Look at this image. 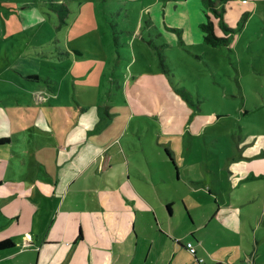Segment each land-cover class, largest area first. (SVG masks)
Instances as JSON below:
<instances>
[{"label": "rangeland", "instance_id": "374dc122", "mask_svg": "<svg viewBox=\"0 0 264 264\" xmlns=\"http://www.w3.org/2000/svg\"><path fill=\"white\" fill-rule=\"evenodd\" d=\"M230 1L225 8L236 33L230 45L212 47L188 44L184 31L187 16L205 9L203 0H0V129L10 139L0 147L5 186L31 196L42 185L50 188L43 159L55 154L53 145L65 123L78 120L81 105L110 118L90 139L103 148L117 141L109 150L119 159L117 170L120 164L128 170L129 157L131 170L159 175L165 171L160 155H173L189 178L202 157L209 187L212 181L227 197L234 190L242 201L262 194L263 208L256 202L238 208L256 224L264 217V175L232 176L226 161L264 157V0ZM249 4L244 21L237 11ZM72 48L81 51L80 60ZM171 164L177 182L180 171ZM36 200L29 199L32 209ZM215 225L202 231L209 260L220 244L239 245ZM256 245L245 243L252 252Z\"/></svg>", "mask_w": 264, "mask_h": 264}, {"label": "crops", "instance_id": "0c3cea01", "mask_svg": "<svg viewBox=\"0 0 264 264\" xmlns=\"http://www.w3.org/2000/svg\"><path fill=\"white\" fill-rule=\"evenodd\" d=\"M242 7L237 12L248 17L249 13L244 11L254 5ZM229 21L226 11V22L231 26ZM205 22V9L195 18L187 16L184 31L189 35L188 44L204 43L200 25ZM216 32L224 36L219 27ZM71 51H75L74 60H80L75 56H82L81 51ZM80 108L78 120L65 123L66 133L53 145L55 154L43 159L51 171L45 173L52 182L50 188L42 185L38 195H16L13 188L5 186L6 177L0 176V241H17H13V248L0 251V264H264V250L260 247L264 245V217H259L255 224L252 219L247 221L238 209L244 205L253 207V202L263 208L262 194H246L242 201L234 190L227 197L216 191L212 181L209 187L199 165L203 163L202 157L192 162L196 171L189 178L182 174V160L176 162L173 155H168L172 164L160 155L165 171L159 175L131 170L135 166L129 157L128 170L121 164L117 170L119 159L109 155L117 141H112L110 148H103L90 139L110 118L92 107ZM166 114L172 120L171 112ZM7 134L6 127L0 129V147L10 142ZM251 160L243 156L229 158L226 168L229 172L234 170L232 176L257 180L264 175V157ZM169 164L179 168L177 182L183 181L181 187ZM210 173L215 180L219 179L218 172ZM204 184L209 194L204 191ZM212 195L216 197L214 202ZM29 199H37V209L29 206ZM30 211L36 213V218ZM213 223H218L214 227L220 232L238 238L239 245L220 244L209 260L202 249L206 245L202 231ZM253 241L257 247L252 252L245 243L251 245ZM191 242L195 255L187 246Z\"/></svg>", "mask_w": 264, "mask_h": 264}, {"label": "trees", "instance_id": "16d2710c", "mask_svg": "<svg viewBox=\"0 0 264 264\" xmlns=\"http://www.w3.org/2000/svg\"><path fill=\"white\" fill-rule=\"evenodd\" d=\"M216 1H218L222 5L219 9L217 8L218 5L215 4ZM229 1L230 0H203L206 10V22L201 24L200 28L204 34V43H206L207 45H210L212 47L230 45L237 29L231 28L226 22L227 10L225 8V5ZM246 16L247 15L244 14V21L246 20ZM217 27H219V29L224 33V36L217 35ZM14 245L15 244L12 240L0 241V251L11 249L14 247Z\"/></svg>", "mask_w": 264, "mask_h": 264}, {"label": "built area", "instance_id": "2783aa9c", "mask_svg": "<svg viewBox=\"0 0 264 264\" xmlns=\"http://www.w3.org/2000/svg\"><path fill=\"white\" fill-rule=\"evenodd\" d=\"M187 246H188V249L190 250V252L195 255L196 254V249L193 246V244L189 243ZM200 262H203V260H200Z\"/></svg>", "mask_w": 264, "mask_h": 264}]
</instances>
